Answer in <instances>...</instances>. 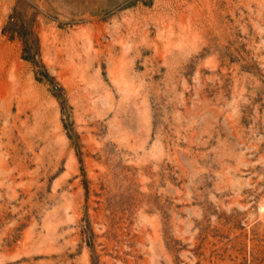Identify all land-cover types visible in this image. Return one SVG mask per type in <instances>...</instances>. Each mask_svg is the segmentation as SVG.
<instances>
[{
	"label": "rangeland",
	"instance_id": "rangeland-1",
	"mask_svg": "<svg viewBox=\"0 0 264 264\" xmlns=\"http://www.w3.org/2000/svg\"><path fill=\"white\" fill-rule=\"evenodd\" d=\"M0 264H264V0H0Z\"/></svg>",
	"mask_w": 264,
	"mask_h": 264
}]
</instances>
